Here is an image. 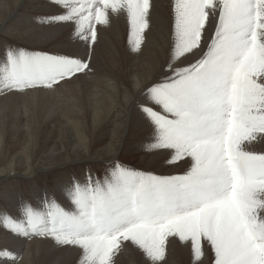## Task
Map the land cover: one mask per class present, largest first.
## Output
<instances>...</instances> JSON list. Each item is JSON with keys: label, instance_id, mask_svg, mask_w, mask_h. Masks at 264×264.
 Here are the masks:
<instances>
[{"label": "snow or ice", "instance_id": "obj_1", "mask_svg": "<svg viewBox=\"0 0 264 264\" xmlns=\"http://www.w3.org/2000/svg\"><path fill=\"white\" fill-rule=\"evenodd\" d=\"M57 2L66 11L52 20L75 21L85 43L96 41L109 11L126 13L137 49L149 27L151 0ZM172 11L171 61L144 88L140 111L155 136L151 148L189 168L161 176L114 162L103 178L74 184L72 210L53 199L45 211L25 206L26 225L6 216V226L77 246L83 264H114L124 241L157 264L172 235L191 239L197 260L203 239L214 264H264V152L246 150L264 140V0H173ZM89 68L69 55L8 49L0 86L52 89Z\"/></svg>", "mask_w": 264, "mask_h": 264}, {"label": "bare ground", "instance_id": "obj_2", "mask_svg": "<svg viewBox=\"0 0 264 264\" xmlns=\"http://www.w3.org/2000/svg\"><path fill=\"white\" fill-rule=\"evenodd\" d=\"M151 4L149 27L137 49L126 13L109 11L108 23L96 25V41L85 43L75 21L52 20L66 11L57 0H0L4 53L48 52L90 65L52 89L20 92L0 86V264H83L77 246L60 245L49 236H24L6 226V216L26 225L25 206L45 211L54 199L70 211L74 184L82 185L89 174L103 178L114 162L161 176L189 168L186 160L172 163L170 153L151 148L155 136L140 111L144 88L163 79L174 40L173 0ZM194 59L189 56L178 66ZM2 72L0 68V76ZM246 150L264 152V140L246 142ZM132 161L140 165L128 163ZM201 245L203 255L197 260L191 239L169 236L164 259L157 264H214L210 245L203 239ZM121 249L124 256L131 255L127 264H154L130 241Z\"/></svg>", "mask_w": 264, "mask_h": 264}, {"label": "rangeland", "instance_id": "obj_3", "mask_svg": "<svg viewBox=\"0 0 264 264\" xmlns=\"http://www.w3.org/2000/svg\"><path fill=\"white\" fill-rule=\"evenodd\" d=\"M47 51H50V50H47ZM4 54L6 57V53H4L2 50H0V68H3L4 62H5V57L3 56ZM128 163H130L131 165H136V166L140 165V163H135L134 161L128 162ZM133 169H139V168L137 167V168H133ZM123 254L124 253H123L122 249L120 248L119 251L116 252V254L113 257L114 264H120L121 262H125L126 264L128 263V258H129L130 254H127L126 256H124Z\"/></svg>", "mask_w": 264, "mask_h": 264}]
</instances>
